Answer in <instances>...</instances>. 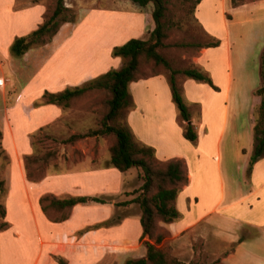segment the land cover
Here are the masks:
<instances>
[{
    "label": "crops",
    "instance_id": "1",
    "mask_svg": "<svg viewBox=\"0 0 264 264\" xmlns=\"http://www.w3.org/2000/svg\"><path fill=\"white\" fill-rule=\"evenodd\" d=\"M0 1H3L0 3V10L4 12L5 9L1 8L11 7L14 0ZM50 1L46 0L45 6L39 12L40 23L31 30L25 29L21 34L18 33L20 32L18 29L24 26L26 28L28 22L26 20L20 24L19 20H16L19 17V11L7 12L5 10L7 19H0V140L3 150L5 148L7 152L9 144L11 150V162L0 168V181L4 186H7V211L5 214L8 217L10 210L15 212L16 224L21 228V234H24V226L28 222L26 213L30 214L39 245L46 250L45 254L41 251L38 252L34 264H37L42 257L43 264H58L57 258H62L67 264H124L125 260L129 258L144 257L146 249L143 242L149 241V239L141 237L140 213L130 211L133 207L131 200L134 195L129 192L123 178L111 168L104 169L93 163L80 162L69 165L65 171L47 172L37 181L28 180L23 158L32 155L33 144L30 134L33 129L26 128V122L19 120L17 126L19 133L17 134L8 118L9 108L6 106L5 99L7 88H17L10 86L13 83L5 75V71L9 70L17 78L27 72L34 74L38 67L30 65L31 62L40 60L39 66L42 67L64 42L61 32L69 26V22L62 24L48 43L29 49L21 57H13L10 53V46L16 37L30 33L42 23L43 15L47 12ZM205 1L201 0L196 6V15L199 7ZM218 1L222 14L229 12L231 15L230 19L224 18V27L227 32L219 46L200 50L194 66L195 64L203 65L211 74L213 84L219 88V91H215L206 84L213 95H224L222 121L216 140L215 153L211 157V162L215 166L219 195L209 209L198 213L195 217H188L190 214L188 208L187 218L180 219L182 214H180L179 202L184 204L187 199L191 205L197 204L196 196L189 192L190 185L188 184L190 181L192 182V179H188L175 199V207L180 214L179 218L171 224H161V227L167 234L165 238L167 242L170 238H175V255L185 263H199L196 257L201 251L207 255L208 259H211L209 263L264 264V157L253 165L249 177L245 175V167L252 144L249 116L253 101L252 91L259 84V77L257 83L250 71L247 72V66L252 68L251 61L256 55L259 58L260 50L264 46V0L247 2L234 8L231 7L229 0H210V5L215 7ZM34 2L39 4L41 0H34ZM150 13V9L145 12V17L148 20H150ZM198 21L205 30L202 21L199 19ZM234 25H238L235 28V33H237L235 40L239 43L237 46L230 33ZM243 26H247L250 30V35L247 38L240 35ZM205 32L207 33L206 30ZM43 51H47L48 54L39 58V53ZM212 52L225 58L227 82L224 87H221L216 81L215 74L220 69L216 67L217 61L212 57ZM157 79L160 78L154 76L129 83L128 90L134 106L127 116V124L137 142L154 149L157 161L164 162L170 158H180L185 162L183 156H174L169 151L167 153L168 146L161 147L148 134L138 133L134 130V119L136 120L143 111L137 99L138 94L151 87L149 85H154ZM70 83L65 81L62 86L70 85ZM75 83L76 81L71 84L75 85ZM183 84L187 87L197 86L191 78L187 77L180 81L181 88ZM26 87L18 86L20 91L25 90ZM71 103L68 107L46 103L36 108H32V105L30 106L28 103L22 107V110L26 112L27 109L32 108L29 112L33 111L34 126L41 132L43 127L63 118L61 108L71 111ZM194 103L196 105L197 101ZM203 123L209 130L207 121L204 120ZM5 132L9 138V143L6 145ZM72 134H84V131H72ZM207 134L202 137L206 138ZM99 138L101 137H86L76 141L73 147L80 148L88 158L87 151L83 146L88 143L94 145ZM184 139L182 136L180 141L183 142ZM2 149L0 148V153ZM99 157L97 156V159ZM116 171L119 172L117 169ZM204 186L209 189L208 184ZM44 195H52L57 198L70 196L103 198L104 202L87 201L77 204L72 207L66 219L60 220L48 217L41 210L39 199ZM122 203L124 205H120ZM126 211L128 213H125L119 221L107 223L115 214ZM257 213L261 214L263 221L247 220V218L252 219L253 215ZM38 219L46 231V239L41 237ZM2 235L4 232H0V239ZM195 241H199L201 244L199 251L193 246ZM229 247L230 249H228ZM179 252L184 254L180 256Z\"/></svg>",
    "mask_w": 264,
    "mask_h": 264
},
{
    "label": "rangeland",
    "instance_id": "2",
    "mask_svg": "<svg viewBox=\"0 0 264 264\" xmlns=\"http://www.w3.org/2000/svg\"><path fill=\"white\" fill-rule=\"evenodd\" d=\"M244 1L247 3L256 0ZM2 2L0 1V3ZM45 2L46 0H41L37 4L34 0H14L11 7L6 6L1 9H5L7 12L19 11V17L16 20H19L20 24L27 20L28 26L18 29L20 31L18 33L21 34L25 29L31 30L40 23L39 12L45 6ZM166 2L165 30L168 36L165 42L169 44V47L161 48L160 53L170 61L171 68L183 69L195 67L211 77V74L203 65L195 64L194 66V62L201 49L179 47L174 44L204 43L211 41L212 36L220 41L224 40L227 32L224 27V18L230 19V13L224 12L222 14L219 1L214 7L210 5V0H206L199 7L197 15L195 14L196 7L195 9L193 7L194 0H166ZM52 3L53 0L50 1L48 9L52 7ZM63 4L65 7L71 8L67 12V16L73 21L69 22V26L61 32L64 37L61 48L55 53L53 52L47 62H45V65L41 64L42 67L39 66L40 60H36L34 62L36 63L35 65L31 62L30 65L38 67V70L34 74L27 72L17 78L4 68L6 70L5 75L12 80L13 85L10 86H16L17 88H7L5 99L6 106L9 108L8 118L17 134L19 133L17 127L19 120L26 122V128L33 129V132L30 134L33 144L31 154L41 156L47 151L56 152L55 159L49 161L47 165H43V175L51 171H65L71 164L80 162L93 163L104 169L111 168L115 170L116 174L123 178L131 195L136 197L140 194L139 189L143 182L141 169L131 168L125 173L117 172L110 164L106 141L99 138L94 145L88 143L83 146L87 151L88 158L85 157L80 148L73 147V144L62 143L71 135L72 131H84V133H87L89 130L98 127L102 112L101 100L103 94L101 92L93 90L78 100L73 101L71 103V111L61 108L63 118L60 121L51 123L47 127H43L41 132L34 126L33 111H29L42 105L40 101L45 92L50 91L49 93H55L65 88L83 86L85 83L103 75L107 71L120 68L124 64V59L121 56H113V48L122 45L129 39H149V31L152 28V24L150 20L146 19L145 12L149 9L152 11L153 5L149 3L144 7H140L130 0H63ZM5 10H3L4 12L0 10V19H7ZM197 18L202 21L208 34L202 28ZM237 26L234 25L230 30L231 37L236 46L239 44L235 40L237 35L235 28ZM249 31L247 26H243L240 30V35L247 38L250 35ZM47 54V51L40 52L39 58L45 57ZM211 54L214 60L217 61V69H220L216 71V81L221 87H224L227 82L225 58L223 56L219 57L218 54H213V52ZM257 58L258 55L251 61L252 68L247 66V72L249 73L250 71L258 83ZM141 73L146 78L154 77L153 75L157 74L156 76L160 79H157L154 85H149L151 87L138 94L137 99L143 111L136 120L134 119V130L138 133L143 132L148 134L161 147L168 146L166 148L167 153L169 151L174 156H183L185 159L186 178L187 180L192 179V182L190 181L188 184L190 185L189 192L196 196L197 204L195 206L191 205L187 199L184 204L179 202L180 214H182L180 219L183 218L185 220L187 218L188 208L190 211L188 217H195L198 213L209 209L219 195V185L211 157L215 153L216 140L222 121V101L224 95H213L205 83L194 79L191 80L197 86L187 87L184 84L182 85L181 96L183 102L189 108L190 122L196 132L197 138L193 142L185 139L181 142V123L178 118V110L171 101L170 89L167 83L169 70L163 66L153 68L152 64L149 63L142 64ZM184 78L185 76L179 75L178 84ZM65 81L71 83L76 81V83L75 85L70 83V85L62 86ZM18 86L27 87L25 90L20 91ZM215 91H219V88ZM130 97L131 106L122 111L118 118V124L127 127L132 133L131 128L127 124V116L134 106L131 94ZM195 101H197L196 105ZM28 103L30 106L32 105V108L24 112L22 107ZM204 120L207 121L206 124L209 130L206 128L207 126L205 127ZM206 134V138L202 137ZM5 137L6 145L9 143L6 132ZM0 148H3L1 140ZM8 149L6 152L4 148L0 153V168L5 167V165L11 162L10 144ZM97 156L100 157L97 159ZM157 166L163 167V162L157 161ZM36 167H38L37 164H32L30 169L34 170ZM205 184L209 185V189L206 188L207 186H204ZM6 199L7 186L2 185L0 187V205L5 212L7 211ZM132 206L130 211L140 213L137 203H133ZM120 213L123 215L128 213V211ZM26 214L28 222L25 223L24 234H21L22 230L16 224L17 218L13 210H10L8 217L5 214L3 219L0 218V223L2 221L6 223V226L0 230V232H4V235L0 239V264H34L39 251L45 254L46 250L40 247L38 237L33 229L31 216L28 212ZM47 215L54 219L60 217L59 213L52 211H48ZM247 220L261 222L263 218L261 214L257 213L253 215L252 219L247 218ZM38 224L41 237L46 239L47 234L42 227L40 219H38ZM161 224L163 223L159 222L156 228V233L164 235L160 247L170 255L176 256L175 238H170L167 242L165 239L167 234L163 227H161ZM200 245L199 241L193 243L197 251L200 250ZM179 254L182 256L184 253L179 252ZM196 260L201 264L211 262V259H208L207 255L201 251L198 253ZM37 264H43V257Z\"/></svg>",
    "mask_w": 264,
    "mask_h": 264
},
{
    "label": "trees",
    "instance_id": "3",
    "mask_svg": "<svg viewBox=\"0 0 264 264\" xmlns=\"http://www.w3.org/2000/svg\"><path fill=\"white\" fill-rule=\"evenodd\" d=\"M140 7L151 3L153 9L149 14L153 24L149 31L148 40L129 39L112 50L113 56H121L124 64L117 70H110L103 75L90 80L83 86L65 88L55 93L45 92L40 101L41 104H54L68 107L71 102L78 100L93 90L103 94L101 100L102 112L98 127L89 130L84 134H72L62 143L74 144L76 141L86 137H101L106 141L110 164L119 172L124 173L131 168H140L143 182L140 186V194L134 197L131 202L137 203L140 208V225L142 228L141 237H148L144 241L146 252L141 258H129L124 264H200L197 262L185 263L176 256L167 253L159 246L164 238L161 233H156L158 223L171 224L179 218V212L175 207V199L183 185L186 184L185 165L180 158H170L163 162V167L157 166V159L154 151L142 143L135 141L129 129L118 124V118L122 111L131 106V97L128 90L130 82L145 79L141 73L142 64H152V67L163 66L169 70L167 83L170 89L171 101L178 110V118L181 123L182 136L188 141H195L196 132L190 122L189 108L183 102L181 87L178 84V76L201 81L213 90L218 88L213 84L211 77L195 67L176 69L171 68L170 61L165 58L160 49L169 47L165 42L167 32L165 30L167 2L166 0H130ZM201 0H194V9ZM244 0H230L231 7L244 4ZM52 7L43 15L42 23L30 33L16 37L11 46L10 53L13 57H21L29 49L48 43L58 32L62 24L72 22L67 12L71 10L65 7L63 0H53ZM179 47L205 49L217 47L220 40L211 37V41L199 43L174 44ZM154 74L153 76H156ZM259 84L252 91V106L250 109L251 123V151L248 155L245 175L249 177L253 165L264 157V46L260 50L258 58ZM56 152L47 151L41 156L27 155L23 158L26 178L37 181L42 174L43 165L55 159ZM32 164H37L34 170L30 169ZM3 182L0 181V187ZM94 201L103 203V198H89L85 196H70L57 198L52 195L40 197L41 210L47 215L48 211L60 214L58 219L67 218L70 210L77 204ZM124 205V203L120 204ZM5 211L0 205V218H4ZM124 215V214H123ZM117 213L107 223H115L123 216ZM48 216V215H47ZM6 226L2 221L0 230ZM151 241V242H150ZM58 264H67L62 258H57ZM214 264V263H209Z\"/></svg>",
    "mask_w": 264,
    "mask_h": 264
}]
</instances>
